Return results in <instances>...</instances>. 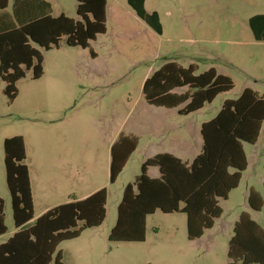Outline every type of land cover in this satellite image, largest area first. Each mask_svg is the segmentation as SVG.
I'll list each match as a JSON object with an SVG mask.
<instances>
[{
	"label": "rangeland",
	"instance_id": "1",
	"mask_svg": "<svg viewBox=\"0 0 264 264\" xmlns=\"http://www.w3.org/2000/svg\"><path fill=\"white\" fill-rule=\"evenodd\" d=\"M46 2L53 16L78 20L76 0ZM106 3V32L88 48L68 47L63 38L56 48L39 49L43 75L33 80L32 70L25 71L16 83L14 101L5 96L0 79V199L8 230L0 242L14 232L3 143L21 137L35 198L32 224L45 206L67 194L100 186L107 191L104 222L59 245L64 264H227L232 224L244 209L246 178L220 204L221 218L199 243L186 239L183 216L159 211L147 219L144 243H115L108 236L123 187L140 174L149 150L168 152L172 140L168 135L163 140L152 137L144 124L152 118L142 95L146 76L165 61L184 67L191 62L199 73L214 67L230 77L235 84L230 99L244 87L264 96V42L254 41L248 25L252 16L264 15V0H147L145 9L160 16L162 35L139 20L125 0ZM220 102L217 98L206 112L167 119L165 126L185 133L209 120ZM121 133L137 134L139 145L111 185L110 148ZM164 142L167 146H161ZM244 148L250 163L248 183L254 185L258 173L264 174V125L258 144ZM157 175L156 168L150 169L151 178ZM245 211L264 228V208L260 214Z\"/></svg>",
	"mask_w": 264,
	"mask_h": 264
},
{
	"label": "trees",
	"instance_id": "2",
	"mask_svg": "<svg viewBox=\"0 0 264 264\" xmlns=\"http://www.w3.org/2000/svg\"><path fill=\"white\" fill-rule=\"evenodd\" d=\"M144 1L126 0L136 16L160 35L162 28L158 14L147 13ZM76 2L78 20L64 15L52 17L51 7L45 0H13L15 26L0 32V79L5 83L4 94L9 101L16 98V83L25 77V71L32 70L33 80L41 78L42 55L39 49L56 48L63 38L68 47L86 49L89 42L106 32V0ZM8 4V0H3L0 10L7 8ZM248 24L254 39L264 41V15L251 17ZM195 71L194 66L184 69L175 63L164 64L145 81L144 99L149 105L166 108L187 102L179 110L180 115L186 116L234 87L230 78L218 75L213 68L199 75H194ZM184 87L187 91L183 95L170 93L175 88ZM263 120L264 98L245 89L236 100L225 101L217 116L202 125V151L190 165L171 155H157L144 162L134 183L127 184L122 191L108 240L115 243L144 242L146 218L156 211L184 214L187 238H200L221 216L219 200H226L230 191L238 186L241 173L247 166L241 144L256 143ZM3 148L15 232L0 244V264H64L59 245L104 222L106 190L54 207L30 225L34 213L29 170L24 163V141L21 137L5 139ZM134 149L135 143L119 161L115 157V148L111 149V184ZM151 166L158 168V179L146 175ZM230 170L234 171L230 173ZM255 197L250 193L248 204L254 211H259L261 201L255 204ZM3 211L4 202L0 199V236L8 231ZM228 258L230 264H264V232L245 214L234 226Z\"/></svg>",
	"mask_w": 264,
	"mask_h": 264
},
{
	"label": "crops",
	"instance_id": "3",
	"mask_svg": "<svg viewBox=\"0 0 264 264\" xmlns=\"http://www.w3.org/2000/svg\"><path fill=\"white\" fill-rule=\"evenodd\" d=\"M9 1V4H8V7L7 8H5V9H3V10H0V32L1 31H5L6 29H8V28H12V27H14L15 26V23H14V19H13V16H12V4H13V0H8ZM46 1V0H45ZM126 1V0H125ZM146 1L147 0H145L144 1V9H145V4H146ZM3 3V0H0V5ZM47 3V2H46ZM127 3V2H126ZM128 5V4H127ZM49 6H50V4H49ZM51 7V6H50ZM106 7H107V3H106ZM145 11L147 12V13H152V12H156V11H152V12H148L146 9H145ZM134 12V11H133ZM135 13V12H134ZM157 13V12H156ZM158 14V13H157ZM61 15H64V14H61ZM136 15V14H135ZM51 16L52 17H58V16H53L52 15V7H51ZM60 16V15H59ZM253 17V16H252ZM78 18V17H77ZM138 18V17H137ZM158 18H159V22H160V25H161V28H162V24H161V21H160V16H159V14H158ZM139 19V18H138ZM250 19V18H249ZM140 20V19H139ZM249 21V20H248ZM143 22V21H142ZM144 23V22H143ZM249 25V24H248ZM149 27V26H148ZM150 28V27H149ZM151 29V28H150ZM249 29H250V27H249ZM152 30V29H151ZM153 31V30H152ZM251 31V30H250ZM155 32V31H154ZM156 33V32H155ZM252 33V32H251ZM159 35V34H158ZM160 35H162V31H161V34ZM99 36V35H98ZM253 36V35H252ZM253 39H254V37H253ZM254 41L255 42H264V41H256L255 39H254ZM90 43V42H89ZM164 59V61L165 60H167V57H164L163 58ZM167 63H175L177 66H179V67H182V68H184V69H186V68H188L189 66H194L195 67V69H196V71L194 72V75H199V74H202V73H204V72H206V71H208L209 69H211V68H209L208 70H206V71H204V72H201V73H199L198 71H199V69H198V66L196 65V64H194V63H191V62H189V63H187V66L186 67H184V66H182V65H180V64H178L177 62H174V61H165V62H163L156 70H154V71H152V73L151 74H149L148 76H146V78H145V81L148 79V78H150L153 74H154V72H156L159 68H161L164 64H167ZM227 67H228V65H227ZM215 71H216V73L218 74V75H222V76H225V77H228V76H226L224 73H222V72H219L218 70H216L214 67H212ZM230 68V67H229ZM43 75V74H42ZM42 77V76H41ZM228 78H230V77H228ZM231 79V78H230ZM232 80V79H231ZM145 81H144V83H145ZM233 82V81H232ZM144 83H143V86H144ZM233 84H234V82H233ZM245 89H250V90H252V91H254L252 88H250V87H244L238 94H236V97H235V99H230V98H228L227 96L229 95V94H231V93H233L234 92V90H235V84H234V87H233V89L232 90H230L229 92H224V93H221V94H219L212 102H210V103H206V104H204V106L200 109V110H198V111H196V112H193V113H191V114H189V115H186V116H183V115H180L179 114V110L180 109H182L183 107H184V105L187 103H185V104H181L180 106H178V107H175V108H166V107H157V106H152V105H149L147 102H146V100L144 99V102H145V104H147V106H149L148 107V109L147 110H149V111H151L152 112V118L147 122V123H144V124H148L150 127L148 128L149 129V134L152 136V137H155V138H157V139H164L163 138V136H165V135H168L170 138H172V140L170 141V148H169V150H168V152H157V151H154V150H149V153H150V156L148 157V158H146V160L145 161H143L142 163H141V165L144 163V162H146L147 160H150V159H152V158H154L155 156H157V155H171V156H173V157H175V158H177V159H179V160H181L183 163H186L187 165H190L200 154H201V151H202V146H203V138H202V135H201V129H202V125L204 124V123H207V122H209V121H211L213 118H215L216 116H217V114L220 112V110H221V107H222V104L225 102V101H230V100H236L242 93H243V91L245 90ZM187 91V88L186 87H184V88H175V89H173L170 93L171 94H175V95H183V94H185V92ZM255 93H257L256 91H254ZM258 94V97H263L264 98V96H261L259 93H257ZM142 95H143V87H142ZM143 98H144V95H143ZM217 98H221V102H220V105H219V107H218V109H217V111L215 112V114L209 119V120H207V121H204V122H201L200 124H197L195 127H191V126H189V129L185 132V133H181V132H176L175 131V129L173 128V129H171V127H169V126H165V123H167V119H172V118H177V116H183V117H188V116H193V115H195V114H198V113H201V112H206V111H209L210 109H207V108H209V107H211L212 106V104L214 103V101L217 99ZM155 108V109H153V108ZM152 109L153 110H155L156 111V114H153V111H152ZM159 112H162V113H159ZM263 125H264V120H263V122H262V124H261V128H260V132H259V136H258V139H257V141H256V143L255 144H253V145H250V144H247V143H244V142H242V149H243V152H244V154H245V158H246V162H247V166H246V169L241 173V178H240V181H239V184H238V186L235 188V189H233L232 191H230V193H229V195H228V197H227V199L226 200H219V206H220V204L222 203V202H227L228 201V199H229V197H230V195L233 193V192H235L236 190H238L239 189V187L241 186V183H242V181L244 180V178H246V181H245V183H246V189H245V196H244V199H245V204H244V209H243V211H241L238 215H237V217H236V220L233 222V224H232V236H231V238L233 237V231H234V226H235V224L238 222V219H239V217L242 215V214H245V215H247V216H249V218L251 219V221H253L254 223H256L261 229H262V231L264 232V228L259 224V223H257L255 220H253L252 218H251V216H250V214L248 213V212H246L245 211V208H247L249 211H251L253 214H260L261 212H262V210H263V208H264V188H263V184H264V174L263 173H261V172H259L258 173V175H257V177L254 179V185L253 184H249L248 183V179H249V176H247L248 174V170L250 169V163L248 162V159H247V156H246V152H245V148H244V146L245 145H248V146H253V147H255L257 144H258V141H259V139H260V137H261V132H262V129H263ZM170 133H173V134H170ZM199 135H200V137H201V141L199 140ZM139 136L137 135V134H135V133H129V134H124V133H121L119 136H118V138H117V140L115 141V142H113L112 144H111V148H110V164H109V184H111L110 183V167H111V161H112V155H111V149L114 147L115 148V153H116V155H115V157H116V160L117 161H119V160H121L122 159V157L128 152V151H130V149H131V145L133 144V143H135V149L131 152V154H130V156H129V158L127 159V161H126V163H125V165H124V167H123V169H122V171H121V173L120 174H122V172L124 171V169H125V166L127 165V163H128V161H129V159H130V157H132V155L135 153V151H136V149H137V147H138V145H139ZM193 145H195V147L193 146ZM161 146H167V143L166 142H164V143H162V145ZM263 163H264V151H263V157H262V159H261V166H260V170L262 171H264V166H263ZM252 167H253V170H255V167H256V163H254L253 165H252ZM153 168H156L157 169V172H158V175H157V177L156 178H151L150 176H149V171H150V169H153ZM234 170H230V173H232ZM119 174V175H120ZM146 175L150 178V179H158L159 177H160V173H159V170H158V168L157 167H154V166H151V167H148L147 168V172H146ZM139 176V175H138ZM138 176H135V178H134V181H135V179L138 177ZM119 177V176H118ZM117 177V178H118ZM29 179H30V177H29ZM134 181L133 182H131V183H128V184H133L134 183ZM116 182V181H115ZM114 182V183H115ZM113 183V184H114ZM112 185V184H111ZM127 185V184H126ZM125 185V186H126ZM124 186V187H125ZM30 187H31V181H30ZM105 186H100V187H96V188H94L93 190H91V191H89V192H86L85 194H72L73 196H64V197H62V198H60L61 200H59V201H54V202H51L50 204H48L47 206H45L44 208H43V210H41V212L38 214V215H36V217L37 218H39L40 216H42L43 214H45L46 212H48L49 210H51L52 208H54V207H57V206H59V205H61V204H64V203H67V202H70V201H80V200H83V199H85V198H87V197H89L90 195H92L93 193H95V192H97V191H99V190H101V189H105L104 188ZM124 187H123V189H124ZM257 187L259 188L260 187V189L261 190H258L257 189ZM123 189H122V191H123ZM106 190V189H105ZM106 193H107V191H106ZM250 193H253L256 197H255V199L253 200L254 201V203L255 204H257L256 202L258 201V200H260L261 201V208H260V210L259 211H254L251 207H250V205L248 204V196H249V194ZM31 195H32V203H33V213H34V207H35V198H34V194H33V190H32V187H31ZM78 195V196H77ZM121 197H122V195H121ZM106 200H107V198H106ZM121 200V199H120ZM120 202V201H119ZM119 204V203H118ZM180 207H182V204L180 205ZM220 208H221V206H220ZM106 209V208H105ZM117 209V208H116ZM222 209V208H221ZM157 212V211H156ZM155 212V213H156ZM160 212V211H159ZM154 213V214H155ZM154 214H152V215H154ZM222 214H223V211H222ZM222 214H221V216H222ZM152 215H150V216H152ZM168 215H178V216H183L184 218H185V228H186V216L184 215V214H181V213H174V214H168ZM150 216H148V217H150ZM221 216L219 217V218H217L215 221H214V224H215V222L217 221V220H219L220 218H221ZM35 217V216H34ZM148 217L146 218V223H145V227H146V224H147V219H148ZM36 218V219H37ZM33 221V220H32ZM32 221H31V223H30V225L32 224ZM214 227V225L212 226V228ZM212 228H210V229H208V230H205L204 231V233H203V235L200 237V238H198V239H196V240H189L188 238H187V232H186V239L188 240V242H201L202 240H203V238H204V236H205V233L207 232V231H210ZM172 230L174 229V228H171ZM14 232H15V230H14ZM14 232H13V234H14ZM12 234V235H13ZM5 235H3V236H0V239H2L3 237H4ZM10 238V237H9ZM231 238H230V240H231ZM8 239V238H7ZM6 239V240H7ZM5 240V241H6ZM230 240H229V242H230ZM4 241V242H5ZM145 241H146V231H145ZM144 241V242H145ZM4 242H0V244H2V243H4ZM144 242H142V243H144ZM229 242H228V250H229ZM228 250H227V264H230V259L228 258Z\"/></svg>",
	"mask_w": 264,
	"mask_h": 264
}]
</instances>
